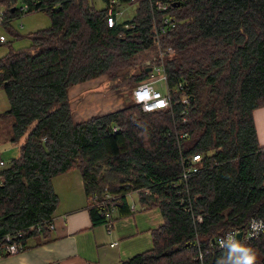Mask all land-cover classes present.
Instances as JSON below:
<instances>
[{"label":"trees","instance_id":"obj_1","mask_svg":"<svg viewBox=\"0 0 264 264\" xmlns=\"http://www.w3.org/2000/svg\"><path fill=\"white\" fill-rule=\"evenodd\" d=\"M107 1L0 0L1 23L14 36L0 55L9 101L0 119L13 118L9 139L19 145L0 166V256L9 255L7 234L22 250L39 243H28L31 237H53L54 178L79 170L93 225L110 231L140 210L161 213L151 247L120 264H264V229L212 245L229 229L246 232L252 218L264 222V144L253 115L264 106V0H164L177 20L161 36L174 48L164 63L173 106L146 111L131 95L121 108L75 120L74 84L106 75L108 88L123 90L150 76L135 60L155 51L153 19L164 12L152 0H121L136 3L135 13L109 25ZM18 3L27 13L46 12L50 24L21 34L12 24ZM21 37L27 44L14 47ZM196 152L201 170L180 180L181 154ZM133 192L141 204L135 210Z\"/></svg>","mask_w":264,"mask_h":264},{"label":"crops","instance_id":"obj_2","mask_svg":"<svg viewBox=\"0 0 264 264\" xmlns=\"http://www.w3.org/2000/svg\"><path fill=\"white\" fill-rule=\"evenodd\" d=\"M4 53L5 51L0 50V55ZM105 76L79 82L70 88L71 101L80 100L79 113L94 108L105 109L102 112L105 113L125 105V102L122 103L124 100L120 101L121 97L112 92L120 89L101 88V84L106 83ZM99 77L102 78L101 81H93ZM115 100L119 101L114 103ZM253 115L259 140L264 144V106L256 108ZM54 184L60 195V204L54 218L53 237L46 241L29 238L30 244L37 241L39 243L18 253L0 256V264H120L123 258L151 247L150 230L162 222L158 208H146L117 219L109 231L104 224H92L79 170L56 176ZM132 203L135 208L131 210L139 208L136 201Z\"/></svg>","mask_w":264,"mask_h":264},{"label":"built area","instance_id":"obj_3","mask_svg":"<svg viewBox=\"0 0 264 264\" xmlns=\"http://www.w3.org/2000/svg\"><path fill=\"white\" fill-rule=\"evenodd\" d=\"M107 22L109 25L117 24L123 19L131 18L136 10V3H128L121 0H108L107 1ZM152 6L156 11H162L169 9V1L164 0H152ZM20 13L18 17L27 14L28 8L24 3H18ZM154 16L152 30L154 33V49L155 55L148 57L144 60L145 66H152L150 70V76L140 82H137L131 86V95L135 102L141 104L142 108L146 111L155 110L159 108H169L173 106L171 93L167 86V71L165 69V57L167 54L173 53L174 48L171 45L163 46L161 36L166 33L172 27L177 25V20L169 13L158 14ZM4 18L3 11L0 10V22ZM0 40H6L3 34H0ZM164 82L165 88L162 90L157 87L156 84ZM183 102H188V97H183ZM182 112H187V109H182ZM186 119V117H184ZM117 127H114L116 130ZM181 139L187 136L186 132H182L178 135ZM202 154H181V161L183 164L182 175L180 180H187L190 175L198 172L202 168ZM5 165V160L0 158V166ZM3 174L0 172V183L2 182ZM135 205L132 203L131 209H134ZM198 220H202V215L198 214ZM50 227L54 226V223L49 224ZM37 226V225H36ZM42 225H38L37 228L41 230ZM264 229V222L261 218H252L249 227L246 232L243 233L247 239L257 237L262 233ZM241 228H233L225 231L223 234L218 235L212 245L219 248H223L226 245L235 243L237 240V233ZM21 234V233H19ZM15 235L7 234L5 236V246L8 254L18 253L22 250V245L18 244L14 239ZM202 258V252L199 254Z\"/></svg>","mask_w":264,"mask_h":264},{"label":"rangeland","instance_id":"obj_4","mask_svg":"<svg viewBox=\"0 0 264 264\" xmlns=\"http://www.w3.org/2000/svg\"><path fill=\"white\" fill-rule=\"evenodd\" d=\"M95 4L100 7V6H104L105 0H94ZM1 11L3 10V8L0 9ZM12 24H13V28L15 30H17L18 32H20L21 34L24 35V33H27L31 30H36L38 28L44 27L46 25L50 24V17L49 15L44 12V11H33V12H29L27 14H24L20 17H16L15 19L12 20ZM0 34H3L6 37V41H1L2 43H0V50L3 51H7L8 49V43L10 40L14 39V36L12 34V32L10 31V29L6 28L5 26H3V24L0 22ZM27 38L21 37V38H16L15 40L12 41L14 47H20L23 46L25 44H27ZM147 53L144 55H140L138 59L135 60V63L137 64V67L144 64V60L146 59V57H152L153 55H155L154 51H146ZM106 77V76H105ZM101 77L94 79L93 81H95L96 83L101 81ZM106 83H107V77H106ZM106 83L101 84V88L105 89L107 87ZM132 86V85H131ZM131 86H129L128 89H120L119 91H112L116 94L114 95H119L118 97L123 102L125 101V98L131 97V91L132 88ZM157 87L161 88L162 90L165 88V83L164 82H160L158 84H156ZM105 91V90H104ZM88 94V93H86ZM112 95V93L110 94ZM119 100H115L114 103H117ZM79 102L80 100L77 102L75 99L72 102V107L74 109V119L75 120H82V119H86L88 117H90L93 114H100L102 112L105 111V109H96L94 108L93 110L84 112V113H79ZM7 108H9V101L7 98V95L5 94L3 89H0V112L6 110ZM76 111V112H75ZM76 114V115H75ZM13 118H6L4 120L0 119V155L1 157L8 162L10 160V158L15 157L19 154V145L18 144H14L10 141L9 139V130L11 128V122H12ZM138 194L136 192H133L130 197H129V201L133 202L136 201L138 207L140 208V204L138 201ZM132 196H134L132 198ZM15 254V253H12Z\"/></svg>","mask_w":264,"mask_h":264},{"label":"water","instance_id":"obj_5","mask_svg":"<svg viewBox=\"0 0 264 264\" xmlns=\"http://www.w3.org/2000/svg\"><path fill=\"white\" fill-rule=\"evenodd\" d=\"M178 1H174L173 2V5H176ZM12 9L14 10L15 9V6L12 7ZM147 70H151L152 69V66H147L146 67ZM243 230H239L238 233H237V240H241L242 239V236H243Z\"/></svg>","mask_w":264,"mask_h":264}]
</instances>
